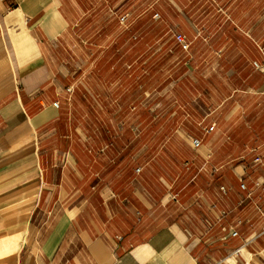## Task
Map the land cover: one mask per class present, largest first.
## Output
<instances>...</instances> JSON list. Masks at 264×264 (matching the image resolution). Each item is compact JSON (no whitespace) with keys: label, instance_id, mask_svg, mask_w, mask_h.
I'll list each match as a JSON object with an SVG mask.
<instances>
[{"label":"crops","instance_id":"obj_1","mask_svg":"<svg viewBox=\"0 0 264 264\" xmlns=\"http://www.w3.org/2000/svg\"><path fill=\"white\" fill-rule=\"evenodd\" d=\"M161 57L163 91L141 92ZM255 63L264 0L0 2V244L16 246L6 259L264 264V162L254 170L237 154L264 143L238 144L258 127L239 122L234 99L237 85L264 98ZM124 85L138 90L131 105Z\"/></svg>","mask_w":264,"mask_h":264},{"label":"rangeland","instance_id":"obj_2","mask_svg":"<svg viewBox=\"0 0 264 264\" xmlns=\"http://www.w3.org/2000/svg\"><path fill=\"white\" fill-rule=\"evenodd\" d=\"M160 7L164 8L163 5H160ZM219 13L222 14V16L226 20H228L227 16L222 12V10H220ZM174 23L176 24L175 20H174ZM229 40H230V42H228V45H232L235 41V38L231 37V38H229ZM215 42L217 44H220V45H226L224 41L222 42L221 38H216ZM162 43H163V41H159V38H158V44L161 45ZM160 62H162V63L158 65V68L156 70L155 85H152V84L150 85L148 83V80H145V82H142V84H141L142 85V87L140 89L141 92H144L145 90L149 91V88H151V89L156 88L157 92L163 91L165 86L164 85L160 86V84L162 83V81L165 78V70H164L165 59H164V57H161ZM166 62H168V61H166ZM128 75L129 74L127 71H123V74H122L123 77L124 76L127 77ZM124 88H125L126 93L128 94V97L126 98L125 102H126V104L131 105L133 96L135 94H137L138 90L136 88H132L131 85L130 86L124 85ZM229 88L232 90V89H234V86L229 85ZM236 89H237V91L234 95V99L236 100L237 104L240 105L238 112L242 115L245 114V115H243V118L239 122L243 123V122L247 121L250 124V128H253L252 124L255 127H258V131L253 130V132L251 134L245 133V132L238 133L237 134L238 144L240 141H245V142L247 141L248 142L249 139H252V142L255 145H263V143H264V124L263 125L261 124L262 126L260 128L259 124L256 123V120H257L256 115L259 111V107H257L258 104H260V106L263 104V107H264V98H260L259 97L260 95L255 94L252 91L247 90V88L245 86L237 85ZM243 111H244V113H242ZM250 150H251V147L249 149H247L245 147H243V148L238 147L237 148L238 156H240V155L245 156L244 157L245 159H239L238 162H242V163L248 162V165L250 167H253L254 170L261 169V166H255V164L260 163L261 162L260 160H263V162H264V146L260 149L255 150V151L250 152ZM257 154H260V156H262L263 159H261V157H256ZM242 160H246V161L243 162ZM252 160H255V164H252ZM15 247L16 246L14 244H8L5 241L0 244V260L1 259L5 260L4 262H0L1 264H14V262L12 260H8L6 258L8 256H10L13 252H15ZM236 259H237L238 264H246V261L243 260L241 257L236 258Z\"/></svg>","mask_w":264,"mask_h":264},{"label":"built area","instance_id":"obj_3","mask_svg":"<svg viewBox=\"0 0 264 264\" xmlns=\"http://www.w3.org/2000/svg\"><path fill=\"white\" fill-rule=\"evenodd\" d=\"M3 1H5V0H0V2H3ZM177 40L179 43L183 44L184 49L188 48V44L184 41L183 37L178 36ZM255 67L264 75V65L259 66L258 64L255 63ZM193 143H194V146H196V147H198L200 145L199 141H194ZM254 187L256 189H261L263 187V184L260 182H256L254 184ZM246 189H247L246 185L241 184V190L245 191ZM254 210H255V213L261 218V220H264V196L260 197V202L255 204ZM242 224H243L242 221H238L236 224V227L241 226ZM230 236L232 238H237L239 236V233H238V231L232 229V230H230ZM240 252H241V249H237L234 252V256H236V257L240 256Z\"/></svg>","mask_w":264,"mask_h":264}]
</instances>
